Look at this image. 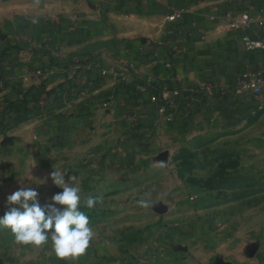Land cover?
<instances>
[{"label":"crops","instance_id":"obj_1","mask_svg":"<svg viewBox=\"0 0 264 264\" xmlns=\"http://www.w3.org/2000/svg\"><path fill=\"white\" fill-rule=\"evenodd\" d=\"M176 10L179 18H165ZM241 10L253 21L229 29L225 15ZM244 36L264 39V0H0V139L60 146L114 190L163 169L161 155L202 154L195 164H168L182 191L193 193L176 194L173 212L158 214L160 236L141 246L136 262L116 259L264 264V86L258 98H170L168 122L150 101L160 85L230 89L243 74L264 73V53L247 50ZM72 58L84 63L60 68ZM217 133L250 138V162L242 147L187 146ZM227 148L240 158L228 163ZM215 150L221 157L211 161Z\"/></svg>","mask_w":264,"mask_h":264},{"label":"rangeland","instance_id":"obj_2","mask_svg":"<svg viewBox=\"0 0 264 264\" xmlns=\"http://www.w3.org/2000/svg\"><path fill=\"white\" fill-rule=\"evenodd\" d=\"M190 145L242 147L243 153L237 151L241 152L244 164L250 162L252 157L249 153L251 140L242 135L220 139L219 133L210 134L205 138L196 139L195 143L190 142L187 146ZM259 145L263 147L264 143L260 140ZM60 148L49 143L36 146L28 142L0 139V216L11 207L7 204V196L21 187L36 189L39 193L38 198L43 204L45 198L62 191L52 183L51 173L55 170L66 172L65 179L71 177L70 183L74 182L81 187V201L89 196L97 198V203L92 209H87L83 205L81 208L89 216L95 233L90 247L77 258L58 259L50 243L39 247L19 244L8 229L0 227V264H122L123 260L116 259L119 256L124 257L128 262H136L139 253H143L141 246L155 241L160 236L162 219L158 218V214L161 211L164 213L167 209L168 213L173 212L172 205L176 194L193 193L192 190L187 191V189L182 191L184 187L176 183L175 171L168 164L175 161L193 162V164L205 161L202 154H187V150L182 154L161 155L157 162L166 164L163 169L149 170L137 178L133 177L141 180L140 184L132 181L130 185L124 184L114 190L110 184H107L104 174L97 173L98 168L96 170L94 168V174H99L98 178L91 177L92 173L89 170L75 165V162L81 159H76ZM216 151L217 153L206 158L215 161L225 155L228 163L234 162L235 157L237 160L240 158L238 153L232 154L233 150L228 148L227 153L221 156L218 155V150L213 152ZM83 161L87 162L86 159ZM213 172L211 178L217 181L219 170L215 169ZM233 172L235 170L228 169L227 176L232 178ZM210 188L213 190L215 187ZM145 192H150L147 198L151 206L148 208L137 204V200L144 198ZM231 211L233 214L234 210ZM207 221L210 222L209 225L215 223L210 215ZM236 224L235 220L231 223L234 226ZM167 243L165 241V244ZM144 252H152V250L146 248Z\"/></svg>","mask_w":264,"mask_h":264},{"label":"clouds","instance_id":"obj_3","mask_svg":"<svg viewBox=\"0 0 264 264\" xmlns=\"http://www.w3.org/2000/svg\"><path fill=\"white\" fill-rule=\"evenodd\" d=\"M35 22V21H33ZM66 172L51 173L52 183L62 191L42 204L39 193L31 187H21L7 196L11 207L0 216V227L8 229L17 243L32 246L51 244L52 251L58 259L77 258L83 255L94 238L90 218L83 207L92 209L97 198L89 196L81 201V187L71 177L65 179ZM137 200L140 207L151 206L147 198Z\"/></svg>","mask_w":264,"mask_h":264},{"label":"built area","instance_id":"obj_4","mask_svg":"<svg viewBox=\"0 0 264 264\" xmlns=\"http://www.w3.org/2000/svg\"><path fill=\"white\" fill-rule=\"evenodd\" d=\"M181 11L176 10L172 13L166 15V19L171 21L179 18ZM227 27L232 30L242 29L249 25L253 21L249 12L246 10H241L236 14L227 13ZM258 24H261L259 21ZM243 45L247 50L250 51H261L264 53V39L260 38H249L247 36L243 37ZM84 59L72 58L60 63V68L65 69L70 67L71 69L79 68ZM39 73V72H38ZM102 74H105L103 71ZM264 86V73L254 72L251 74H243L236 78L235 84L232 88L228 87H216L209 83H196L187 87L185 90H181L176 87H163V85L158 86V94L151 95L150 101L157 103V111L162 115L165 121H171L174 119L175 112L174 107L170 105V98L179 99L180 101L184 99L197 98L198 102L206 100L207 95L211 92H217L219 94L228 93L233 96H249L251 98H258L262 93ZM146 88V87H144ZM148 88V86H147ZM185 92V95L183 94ZM185 106V105H184Z\"/></svg>","mask_w":264,"mask_h":264},{"label":"trees","instance_id":"obj_5","mask_svg":"<svg viewBox=\"0 0 264 264\" xmlns=\"http://www.w3.org/2000/svg\"><path fill=\"white\" fill-rule=\"evenodd\" d=\"M37 90H38V91L41 90V92H42V91H43V88L39 87V88H37ZM18 104H19V105L23 104V100H18ZM17 106H18V105H17ZM243 180H245V178H243ZM259 186H260V188H261V187L264 188V183H260Z\"/></svg>","mask_w":264,"mask_h":264}]
</instances>
